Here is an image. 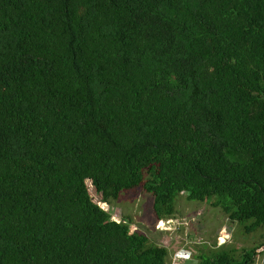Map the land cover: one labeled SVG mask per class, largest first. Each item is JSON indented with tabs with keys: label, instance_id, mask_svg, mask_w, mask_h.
Here are the masks:
<instances>
[{
	"label": "trees",
	"instance_id": "obj_1",
	"mask_svg": "<svg viewBox=\"0 0 264 264\" xmlns=\"http://www.w3.org/2000/svg\"><path fill=\"white\" fill-rule=\"evenodd\" d=\"M89 183L264 228V0H0V264H168Z\"/></svg>",
	"mask_w": 264,
	"mask_h": 264
},
{
	"label": "rangeland",
	"instance_id": "obj_2",
	"mask_svg": "<svg viewBox=\"0 0 264 264\" xmlns=\"http://www.w3.org/2000/svg\"><path fill=\"white\" fill-rule=\"evenodd\" d=\"M89 189L96 202H100L92 184ZM215 198L205 202L190 201L179 195L175 201L176 213L172 219L158 221L154 211L155 199L140 188L121 193L117 200L105 205L116 222H128L131 233L140 232L152 243L169 249L168 264H200L203 258H213L221 249L242 253L264 244V228L246 233L243 225L231 222L221 208L213 206ZM103 204V202H101ZM254 264H264V246L258 250Z\"/></svg>",
	"mask_w": 264,
	"mask_h": 264
},
{
	"label": "built area",
	"instance_id": "obj_3",
	"mask_svg": "<svg viewBox=\"0 0 264 264\" xmlns=\"http://www.w3.org/2000/svg\"><path fill=\"white\" fill-rule=\"evenodd\" d=\"M99 204L101 205V207L105 210V211H108V210H106V208H105V205L107 206V204L106 203H103V204H101V202H99ZM112 214V213H111ZM115 217H119V214L117 213V212H115L114 213V215H112V219L114 220V221H116L115 220ZM120 218V217H119ZM118 222V221H117ZM163 222V221H162ZM118 223H120V222H118Z\"/></svg>",
	"mask_w": 264,
	"mask_h": 264
},
{
	"label": "crops",
	"instance_id": "obj_4",
	"mask_svg": "<svg viewBox=\"0 0 264 264\" xmlns=\"http://www.w3.org/2000/svg\"><path fill=\"white\" fill-rule=\"evenodd\" d=\"M179 260H182V263L184 262V261H187L186 263L187 264H191V262H188V261H190V260H188L187 258H178Z\"/></svg>",
	"mask_w": 264,
	"mask_h": 264
}]
</instances>
